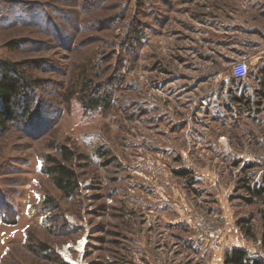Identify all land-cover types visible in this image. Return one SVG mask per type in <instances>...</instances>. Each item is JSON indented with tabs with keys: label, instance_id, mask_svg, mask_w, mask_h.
I'll return each mask as SVG.
<instances>
[{
	"label": "rangeland",
	"instance_id": "rangeland-1",
	"mask_svg": "<svg viewBox=\"0 0 264 264\" xmlns=\"http://www.w3.org/2000/svg\"><path fill=\"white\" fill-rule=\"evenodd\" d=\"M0 62V264H264V0H0Z\"/></svg>",
	"mask_w": 264,
	"mask_h": 264
},
{
	"label": "trees",
	"instance_id": "trees-1",
	"mask_svg": "<svg viewBox=\"0 0 264 264\" xmlns=\"http://www.w3.org/2000/svg\"><path fill=\"white\" fill-rule=\"evenodd\" d=\"M250 71V69H249ZM264 73V70L263 72ZM248 78V77H247ZM23 79V80H21ZM25 78L21 77L17 65L0 62V99L3 102L4 107L9 111L14 112V106L20 105V99L24 91L28 87V83L24 81ZM246 79H237L234 70L231 74V84L242 83ZM239 103H243L245 99L235 98ZM246 105L249 103L246 101ZM251 105V103H250ZM27 108L25 107V112ZM6 116L0 113V123L2 126L6 123ZM64 150V151H63ZM64 157L68 158V152L66 149H62ZM47 169V173L53 177V181L57 189L62 191L65 195H69L75 186H77V176L74 170L67 167L64 163L54 159ZM264 182V181H263ZM248 191H252L254 196L261 197L264 193V188L259 190H253L249 186ZM262 217V235L261 244L264 247V209L261 211ZM250 220H245L244 223L250 224ZM250 233V228H248ZM224 264H260L258 260L248 254V252L242 248L229 249L226 252Z\"/></svg>",
	"mask_w": 264,
	"mask_h": 264
},
{
	"label": "built area",
	"instance_id": "built-area-1",
	"mask_svg": "<svg viewBox=\"0 0 264 264\" xmlns=\"http://www.w3.org/2000/svg\"><path fill=\"white\" fill-rule=\"evenodd\" d=\"M234 74L237 79H246L249 74V67L246 62H237L234 65ZM223 232L220 229H207L206 232L203 235H200V239L204 237H208L212 243H213V250L215 252H223ZM259 245H261V242H259Z\"/></svg>",
	"mask_w": 264,
	"mask_h": 264
},
{
	"label": "bare ground",
	"instance_id": "bare-ground-1",
	"mask_svg": "<svg viewBox=\"0 0 264 264\" xmlns=\"http://www.w3.org/2000/svg\"><path fill=\"white\" fill-rule=\"evenodd\" d=\"M84 246H85V243L82 241V242L79 244L78 247H79L80 250L82 251V250L84 249ZM69 248H70V247H67L66 249L69 251V250H70ZM79 248H78V249H79ZM67 250H66V251H67ZM65 257H66V256H65ZM67 257H68V256H67ZM68 260L71 261V263H72V259H69V257H68ZM68 260H67V261H68Z\"/></svg>",
	"mask_w": 264,
	"mask_h": 264
},
{
	"label": "crops",
	"instance_id": "crops-1",
	"mask_svg": "<svg viewBox=\"0 0 264 264\" xmlns=\"http://www.w3.org/2000/svg\"><path fill=\"white\" fill-rule=\"evenodd\" d=\"M233 248H240V247L237 246V245H236V246L234 245V246H232L230 249H233ZM242 249H243V248H242ZM225 255H226V254H225ZM251 256L254 257L252 254H251Z\"/></svg>",
	"mask_w": 264,
	"mask_h": 264
}]
</instances>
